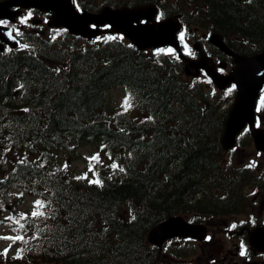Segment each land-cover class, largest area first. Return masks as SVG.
Wrapping results in <instances>:
<instances>
[{
  "label": "trees",
  "instance_id": "obj_1",
  "mask_svg": "<svg viewBox=\"0 0 264 264\" xmlns=\"http://www.w3.org/2000/svg\"><path fill=\"white\" fill-rule=\"evenodd\" d=\"M84 1L80 7L90 8L92 0ZM103 2L153 3L219 33L238 54L264 48V0ZM37 45L35 54L0 56V213L20 191L43 201L45 215L31 216L34 202L23 212L25 228L14 234L25 240L0 264H164L147 241L155 224L240 209L248 170L223 163L228 106L201 84L184 82L180 61L116 38ZM117 86L131 94L127 111L111 106L108 90ZM249 140L248 132L239 137L241 145ZM84 144L97 146L101 162L92 163L102 186L52 170L61 154Z\"/></svg>",
  "mask_w": 264,
  "mask_h": 264
},
{
  "label": "water",
  "instance_id": "obj_2",
  "mask_svg": "<svg viewBox=\"0 0 264 264\" xmlns=\"http://www.w3.org/2000/svg\"><path fill=\"white\" fill-rule=\"evenodd\" d=\"M10 7L37 8L51 13L48 25L64 27L69 33L92 39L100 34L121 33L139 50L146 48H161L166 45L178 51V41L175 33L179 23L175 17L167 18L158 23L153 22L155 9L152 6L121 7L112 9L103 8L98 14L86 11H76L71 0H6L0 2V18L13 20L18 10H9ZM140 19H145L140 23ZM93 27H89V25ZM107 24L109 30L98 31L97 26ZM8 29L0 28V39L9 45H17L8 35ZM209 42L219 50L232 57L236 66L226 75L216 72L210 60L201 51L198 61L190 60L183 55L179 58L184 63V71L191 76L198 75L203 69L211 81L218 88H224L230 83L237 87L235 101L224 123L221 143L225 150L234 145L235 137L249 125L257 150L264 152V129L255 128L254 107L255 100L264 89V49L253 56H243L230 50L222 41L221 35L213 33ZM198 50V47L195 46ZM219 66H223L220 64ZM206 229L203 225L187 223L181 217L168 218L155 225L148 233L151 244L161 247L163 242L175 237H191L201 240L205 237ZM250 243L259 251L264 252V228L253 231Z\"/></svg>",
  "mask_w": 264,
  "mask_h": 264
},
{
  "label": "rangeland",
  "instance_id": "obj_3",
  "mask_svg": "<svg viewBox=\"0 0 264 264\" xmlns=\"http://www.w3.org/2000/svg\"><path fill=\"white\" fill-rule=\"evenodd\" d=\"M84 1V0H83ZM88 1V0H87ZM84 1V2H87ZM110 4L104 3L103 0H92L90 4V8H87L88 13L92 14H98L102 9L103 6H109ZM28 16V14H27ZM27 16L23 17V20L25 21L27 19ZM21 22V21H19ZM24 26L23 29L20 30V36L21 32L29 33L30 31L36 32L35 29H37V34H41L40 37L33 38L35 39H44V40H51L50 38H54L56 41H63L64 45H68L73 42L70 38H68L65 34L64 30H52L48 29L46 24L43 22L41 25L35 26L32 23H23ZM191 30H194V26L191 25ZM194 34V38L200 37L202 34H204L201 30H196L192 32ZM36 34V35H37ZM188 39L191 38L190 35H185ZM25 39V38H24ZM194 40V39H193ZM77 44H80L82 42H85L83 39L76 40ZM30 43V42H29ZM58 48V47H56ZM213 48L208 44V50L213 52ZM56 50V49H55ZM230 65L227 66L226 70H229ZM182 79L184 82H197L200 83L203 86V89L208 97L211 99H216L217 101H220L223 103V105L230 107V103H232V99H230V92H227L226 90H216L210 82L205 77H198L197 79H192L190 76L185 75L183 73ZM122 95L123 90L122 88L115 87L109 90V98L110 101H112V108L117 109L118 105H121L122 102ZM230 102L228 103V101ZM264 95H262L261 98H259L258 101V117L257 121L260 125L261 123H264ZM263 109V110H262ZM264 126V125H263ZM97 146L94 144H84L81 145L77 151L76 154L72 155L69 152L63 153L60 155L59 160L56 164L53 165V168L55 171L63 174H68V176H72L73 178L82 176L84 173H88V179H95V176L92 172H89V161L86 159V157H91L94 154L98 153ZM226 157V161L224 159L223 163L225 164H231L235 167H244L248 166L252 169H258L260 170V166L262 164V157L258 152L255 150L253 144L251 141H248L247 144L242 146H237L233 148L230 151L225 152L224 154ZM229 157L235 159V161H232L229 163ZM67 164L68 167L65 169L64 165ZM95 170V167H94ZM252 180V176L249 177L248 183H250ZM244 194L249 193V189L245 188L243 191ZM20 191H13L11 192L12 197L9 198V209L13 208L15 212H17L19 209H25L32 203V198L26 194L20 195ZM249 206V205H248ZM246 208V211L249 212V207L247 209V205H244V208ZM245 211V210H244ZM9 213H4V217L9 216ZM188 218V217H187ZM238 220H244L245 216H239ZM258 220H260V216H258ZM226 219L220 218L217 220H211L207 219V222L205 225L207 226V238L204 241H192V240H174L165 245V247L160 250L161 255L164 256V264H183V262H186L185 264H200L199 259L203 255H208L213 257L215 256V250L219 247L217 243V239L221 238L222 240H228L230 235H227V229L228 224L226 225L224 223ZM228 222V221H227ZM229 223V222H228ZM232 225V223H230ZM240 226H251L246 225L243 223L237 224ZM7 227L2 226L0 223V237H7L9 232L6 231ZM235 231H238V228H235ZM9 243L6 239H0V249H2L4 246H6ZM231 243V242H229ZM178 250L179 255L174 253L173 251Z\"/></svg>",
  "mask_w": 264,
  "mask_h": 264
},
{
  "label": "flooded vegetation",
  "instance_id": "obj_4",
  "mask_svg": "<svg viewBox=\"0 0 264 264\" xmlns=\"http://www.w3.org/2000/svg\"><path fill=\"white\" fill-rule=\"evenodd\" d=\"M247 188L249 189V193L244 194L243 197L247 199L246 205L247 209L249 207V212L245 208L238 213L232 211L225 216L223 214H212L207 217L213 220L226 219L224 223L228 224L227 235H230V237L228 240L218 238L216 241L219 247L215 250V256L203 255L199 259L200 264H264V253L252 248L248 241L249 234L253 228L264 226V171ZM238 215L245 216L244 222H246V225L251 226L239 227L237 225L239 224ZM258 216H260V220H258ZM203 219L205 220V218ZM235 228H238V231H235ZM242 251L245 253L244 255H241Z\"/></svg>",
  "mask_w": 264,
  "mask_h": 264
},
{
  "label": "snow or ice",
  "instance_id": "obj_5",
  "mask_svg": "<svg viewBox=\"0 0 264 264\" xmlns=\"http://www.w3.org/2000/svg\"><path fill=\"white\" fill-rule=\"evenodd\" d=\"M249 2H250V0H249ZM28 16L29 17L31 16V12L28 13ZM5 23H6L5 21L0 20V25H4ZM21 23H24V20L23 19L21 20ZM8 35L11 36V33H8ZM183 35H184V33L182 32L180 34L181 39H183ZM21 47L22 48L23 47H27V45H21ZM159 51L162 52V51H164V49H160ZM168 51L171 52L172 49H168ZM56 71H60V70L59 69H56ZM20 87L22 88L23 85L21 84ZM229 91H231V89H229ZM122 107L124 108L125 111H127L129 108L132 107L131 94H128V95H126L124 97V99L122 101ZM24 111H28V109H24ZM147 119L150 120V119H152V117H148ZM104 147H106V146H102V150H103ZM86 159L89 161V172H92L93 175L95 176L96 173L94 172V164L92 162L95 161L97 164L101 162L100 161V155H99V153H96V154H94L91 157H86ZM109 159H112V157H111L110 154H109ZM20 163H24V160H21ZM67 167H68V165L65 164L64 165V168L66 169ZM110 167L113 168V169H117L119 166L116 163H112L110 165ZM119 170L121 172L124 171L123 168H119ZM75 179H77V180H80V179H88V173H84L82 176L75 177ZM89 183L90 184H92V183L100 184L102 186V182L98 178L97 179H91V180H89ZM20 195H22V193ZM0 207H2V205H0ZM43 207H44V202L43 201H40V200L35 201L34 202V209H33L32 213H31V216L32 217L44 216L45 213L40 210ZM27 218L28 217H27L26 214L20 213L17 216H12V215L6 216L4 218V220L9 221V222H12V223L18 225V228H14L13 231L19 232L20 230H23L25 228V225L23 223H21V220H27ZM133 219H135V217H133ZM0 223H3V221H0ZM32 238H36V237L33 236ZM0 239H6V240H11V241L15 242L17 240L24 241L25 240V237L23 235L17 234L16 236L0 237ZM10 247H11V245H10ZM7 251H8V249H5L3 254L4 255H7ZM20 251H23V249H21ZM244 254L245 253L242 251L241 252V255H244ZM16 258H19V252H18Z\"/></svg>",
  "mask_w": 264,
  "mask_h": 264
}]
</instances>
